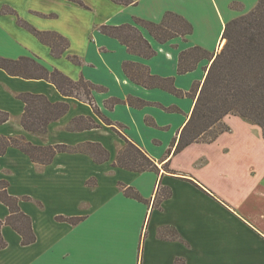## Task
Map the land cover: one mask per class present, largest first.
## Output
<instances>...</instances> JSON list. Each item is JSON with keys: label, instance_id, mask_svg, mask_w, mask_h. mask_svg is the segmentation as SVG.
<instances>
[{"label": "crops", "instance_id": "obj_1", "mask_svg": "<svg viewBox=\"0 0 264 264\" xmlns=\"http://www.w3.org/2000/svg\"><path fill=\"white\" fill-rule=\"evenodd\" d=\"M259 1L0 0V58H31L50 72L103 89L92 94L99 116L88 102L64 96L48 80L12 76L0 68V110L10 114L0 135L24 137L37 147L99 144L109 153L108 161L97 163L83 151L58 152L47 165L14 147L0 156V182L8 184V195L18 199L36 236L35 243L24 246L15 229L2 226L7 247L0 249V264H264L262 128L228 115L229 132L174 155L207 71L222 49L226 25ZM168 12L186 19L192 34L161 44L136 24H160ZM26 25L64 37L69 47L56 57L52 46ZM123 25L137 27L157 54L136 55L100 31ZM195 47L206 56L180 73L181 54ZM126 64L133 72L140 65L152 76L173 79L184 95L134 82ZM22 94L42 95L69 109L49 124L46 135L33 134L21 125ZM112 100L120 103L110 108ZM78 119H92L98 128H76ZM126 140L160 172L117 166ZM129 188L143 201L128 197ZM162 191L170 196L162 198ZM10 214L0 201V220Z\"/></svg>", "mask_w": 264, "mask_h": 264}, {"label": "trees", "instance_id": "obj_2", "mask_svg": "<svg viewBox=\"0 0 264 264\" xmlns=\"http://www.w3.org/2000/svg\"><path fill=\"white\" fill-rule=\"evenodd\" d=\"M136 24L145 27L161 44L177 37L186 39L193 32L192 25L186 19L171 12L165 15L160 24L143 20H136ZM26 28L43 43L51 45L56 57H60L69 47V41L60 35L38 32L28 25ZM100 31L117 38L136 55L152 58L157 54L134 25L102 26ZM223 40L226 43L207 71L191 116L175 146L174 155L194 143H213L221 134L229 132L230 127L224 123L228 115L239 116L260 126L264 134V0H260L257 7L250 13L229 22L226 25ZM205 56L206 53L198 47L183 52L180 73L191 71L195 67L193 62ZM0 68L12 76L48 80L64 96H73L88 102L94 107L96 114L101 116L92 94L93 91H103V89L90 82L83 79L75 82L60 71L50 72L36 60L25 57L18 60L0 58ZM124 69L128 76L140 85L148 88L161 87L175 95H184L173 86V79L152 76L144 66H137L136 71L133 72L126 64ZM142 70L145 72L142 73ZM19 97L26 104L21 125L26 131L37 135H46L49 124L63 117L69 109L68 104H52L42 95L22 94ZM118 103L120 101L112 100L109 107L113 108ZM9 120L10 114L0 110V125ZM104 121L112 125L108 120L104 119ZM76 126H82L83 129L98 128L92 119H78ZM210 132L211 135H208ZM206 135L208 137L204 138ZM10 147L20 149L41 165L49 164L58 152L83 151L90 154L97 163L109 160V153L99 144L89 143L78 148L66 145L37 147L27 142L24 137L0 135V156H3ZM116 165L134 172H160L156 163L128 140L117 157ZM166 170H168L167 167ZM7 187L6 182H0V201L9 207L11 212L5 221L0 220V249L7 247L1 234V228L4 225L11 226L22 236L24 246L31 245L36 242L31 219L21 211L18 199L8 195ZM125 193L128 197L143 201L133 189H126ZM161 195L165 199L170 196V192L162 191ZM69 221L75 223L78 220Z\"/></svg>", "mask_w": 264, "mask_h": 264}, {"label": "bare ground", "instance_id": "obj_3", "mask_svg": "<svg viewBox=\"0 0 264 264\" xmlns=\"http://www.w3.org/2000/svg\"><path fill=\"white\" fill-rule=\"evenodd\" d=\"M225 43H226V41L225 40H223V42H222V44H221V48H223L224 47V45H225Z\"/></svg>", "mask_w": 264, "mask_h": 264}, {"label": "rangeland", "instance_id": "obj_4", "mask_svg": "<svg viewBox=\"0 0 264 264\" xmlns=\"http://www.w3.org/2000/svg\"><path fill=\"white\" fill-rule=\"evenodd\" d=\"M135 71H136V70H135ZM144 72H145V71L142 70V73H144ZM208 135H211V132H210V134H208ZM208 135H206L204 138H207Z\"/></svg>", "mask_w": 264, "mask_h": 264}]
</instances>
